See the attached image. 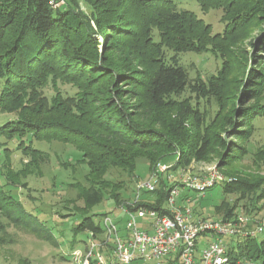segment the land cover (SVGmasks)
Returning <instances> with one entry per match:
<instances>
[{"label": "trees", "instance_id": "obj_1", "mask_svg": "<svg viewBox=\"0 0 264 264\" xmlns=\"http://www.w3.org/2000/svg\"><path fill=\"white\" fill-rule=\"evenodd\" d=\"M197 1L204 10L211 1L234 7L237 13L231 20L240 28L253 13L264 12V0ZM72 5L0 0V111L15 114L0 125V136H18L21 150L31 155L41 150L25 144L24 136L69 143L79 152L76 162L86 167V185L75 187L83 205L74 213L79 218L72 232L74 236L87 233L82 241L85 247L102 233L89 210L105 195L117 206L126 200L121 192L124 182L106 176L118 169L133 177L138 159L146 160L151 171L173 155L169 171L175 172L215 155L224 176L217 183L224 195L237 193L243 199L259 189L263 179L253 181L225 169L247 153L242 141L252 119L263 115L258 104H244L264 89V60H254L256 66L245 72L241 99L227 108L222 105L228 114L220 123L210 124L200 99L213 98L222 104L217 77L190 78L180 59L182 53L200 52L211 44L208 26L193 12L171 0H92L94 26L83 21ZM259 47L264 52V40ZM59 79L76 84L77 91L66 96L56 91L49 97L41 93L48 84L55 87ZM213 127L226 129L230 137ZM4 187L0 184V231L12 225L57 246L47 222ZM167 187L162 179L143 202L160 206ZM225 207L223 200L214 206L215 213L224 212L223 220L233 215L235 205ZM227 254L231 263L264 264V239L246 237L230 246ZM176 262L168 259L165 264Z\"/></svg>", "mask_w": 264, "mask_h": 264}, {"label": "rangeland", "instance_id": "obj_2", "mask_svg": "<svg viewBox=\"0 0 264 264\" xmlns=\"http://www.w3.org/2000/svg\"><path fill=\"white\" fill-rule=\"evenodd\" d=\"M53 1L54 7L63 6L68 1L73 4V8L79 14H82L83 21L95 26L96 13L93 12L92 0ZM101 1L97 0L100 3ZM171 1L178 8L193 12L203 24L208 26V38L211 44H207L200 52L182 53L180 59L190 78L205 80L208 76L217 77L216 82L221 93L220 103L222 104L219 106L213 98L200 99V104L208 112V123L211 124L213 120L220 123L222 116L228 114L226 109H221V106L230 107L235 101L241 99L246 82V70L249 74L256 66L254 60H264V52H261V47H259V43L264 40L262 33L264 12L259 10L253 13V16H249L240 28V26L233 25L231 20L237 13V9L221 1H211V7L205 10L200 7L197 0ZM97 39L102 42V38ZM158 39L155 33V40ZM98 48L101 52L102 46ZM48 85L41 91L48 97L56 94V91H59L61 96L71 95L77 91L76 84L60 79L55 87ZM255 104L263 110V115L252 119L247 139L242 141L247 148V153L241 160L234 163L232 168L225 169L237 171L238 175L253 181L264 180V89L259 92L256 99L247 101L244 105L246 107ZM14 117L13 113L0 111V125ZM213 128L222 132L225 137H230L228 132L224 133L226 129ZM24 141L25 144H31L33 148L41 151L37 154H28L26 153L28 151H22L19 147L18 136L11 138L0 136V184H4L6 192L12 194L25 207L47 222L58 244L53 246L32 233L8 225L4 231H0V264H79V256L81 257L85 249L82 241H86L87 233L79 232L74 236L72 228L79 218L78 213L74 214L78 212L77 206L83 205L77 199L75 187L86 185L84 181L86 167L76 162L79 152L69 143L36 140L26 136H24ZM172 156H168L169 161L163 163L174 164L175 157ZM218 161L219 159L214 155L207 161L192 162L189 170L195 174H208L213 170L221 173L217 167ZM133 174L134 176L131 177L114 169L106 178L119 183L124 182L121 192L123 199L127 200L132 197L138 181L145 182L149 179L150 170L147 161L138 159ZM5 176L10 178L6 180ZM143 198L147 196L143 195ZM150 198L154 199L153 196ZM183 198L189 199L188 204L196 216L207 220H223L224 212L217 214L214 211V206L223 200L225 209L235 205L233 215L224 221L236 223V220L241 217L244 221L239 228L249 230H255L264 224V182L259 189L244 196L243 199H240L237 193L224 195L220 183L204 192L184 189L180 196V199ZM89 214L95 215L94 220L100 226H102L103 216H100L102 214L121 222L120 225L124 224L126 217L107 195L89 210ZM2 220L5 222L4 219ZM256 236L264 239V232ZM74 240L76 244L73 247L72 241ZM222 240L225 244L236 245L235 239L222 237ZM131 264H156V261L139 260ZM160 264H165V261L162 260ZM243 264L246 263L243 262Z\"/></svg>", "mask_w": 264, "mask_h": 264}, {"label": "built area", "instance_id": "obj_3", "mask_svg": "<svg viewBox=\"0 0 264 264\" xmlns=\"http://www.w3.org/2000/svg\"><path fill=\"white\" fill-rule=\"evenodd\" d=\"M171 166L157 163L147 181L136 183L132 197L118 206L126 216L124 224L107 215L102 217L101 236L88 240L79 264H131L139 260L160 264L174 258L178 264H241L231 263L227 252L234 245L225 244L222 237L235 239L237 244L263 233L264 224L255 230L240 229L241 217L233 223L196 216L189 199H180L182 190L204 192L224 176L216 170L195 174L189 166L173 172L169 171ZM162 179L168 185L164 201L157 207L146 205L143 195L153 193Z\"/></svg>", "mask_w": 264, "mask_h": 264}]
</instances>
